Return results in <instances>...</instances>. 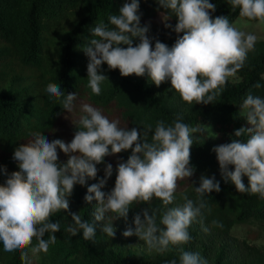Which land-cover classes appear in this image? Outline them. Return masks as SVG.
<instances>
[{"label": "clouds", "instance_id": "clouds-1", "mask_svg": "<svg viewBox=\"0 0 264 264\" xmlns=\"http://www.w3.org/2000/svg\"><path fill=\"white\" fill-rule=\"evenodd\" d=\"M156 2L177 20L173 28L167 23L171 18L163 17L165 28L177 34L174 45L169 47L157 40L153 49L147 35L149 27L141 26L137 14L140 0H130L119 15L109 17L113 27L100 23L91 29L93 38L82 48L88 57L87 86L93 94H101L100 85L108 78L100 70L106 63L110 70L119 69L122 77L147 74L157 87L170 81L172 89L188 105L213 103L229 79L238 80L237 73L245 66L248 53L255 50L257 35L241 31L228 17L213 19L211 13L216 11V5L209 0ZM228 3L232 9L239 8L240 18L264 25V0H228ZM137 39L139 43L134 46ZM253 87L258 89L261 85L257 82ZM45 91L72 117L76 93L65 95L55 83H49ZM240 107L252 127H241L234 136L239 138L248 133L250 138L247 142L233 139L213 151L225 182L231 181L239 193L264 199V99L249 93ZM81 111L84 114L75 122L72 120L76 131L70 143L61 139L49 142L41 132L31 133L32 139L14 150L12 158L20 170L11 173L6 184L0 185V242L5 252H19L23 264H31L29 252L33 256L47 254L49 246L56 243L54 233L60 231V224L51 222L50 217L69 209L68 197L74 186L85 185L87 178L95 179L97 165L104 163L105 157L131 150L128 160L118 163L115 186L107 197L101 188L113 174L111 164L105 166V177L88 187L85 202L91 203L93 199L98 202L95 221H105L106 214L127 221L133 204L151 205L154 198L167 207L176 199L178 181L194 174L190 149L193 133L199 129L181 122L182 115L177 114L174 126L157 122L149 142L151 125L141 133L136 128L119 127L118 121H110L89 104H83ZM57 149L68 156L66 163H58ZM230 166L234 170H229ZM245 176L248 186L243 183ZM214 191H221L220 183L215 177L201 175L200 186L195 188L196 202L184 196L183 205L167 208L159 222L163 227L157 224L156 213L146 208L143 219L141 214L134 216L135 230L128 227L123 236L136 235L149 252L163 253L170 246L188 244L192 239L188 229L202 217L206 207L203 197ZM72 220L74 226H69L68 232L75 236L82 231L84 240L94 239L96 231L92 224L75 213ZM101 231L110 238L115 236L112 222L104 223ZM46 233L50 234L47 240ZM34 239L37 243L33 246ZM168 264L177 261L173 259ZM180 264H207V261L199 253L181 251Z\"/></svg>", "mask_w": 264, "mask_h": 264}, {"label": "trees", "instance_id": "trees-1", "mask_svg": "<svg viewBox=\"0 0 264 264\" xmlns=\"http://www.w3.org/2000/svg\"><path fill=\"white\" fill-rule=\"evenodd\" d=\"M126 2L130 0H0V185L6 184L11 173L20 170L18 162L12 158L14 150L29 142L31 133L41 132L49 142L59 136L65 143H70L76 131L72 120L75 122L84 114L81 111L83 104L97 108L110 121H118V126L127 130L136 128L142 133L151 125L149 142L157 122L173 125L177 114L182 115L181 122L199 129L193 133L190 149V166L194 168V174L178 181L176 199L167 207L154 198L151 205L133 204L127 221L116 218L115 214H106L105 221H95L98 202L93 199L86 203L84 197L89 186L98 184L105 177L107 164L112 165L113 174L101 191L107 197L114 189L118 164H113L111 155L105 157L104 163L97 165L95 179L87 178L85 185L74 186L68 197L69 209L50 217L51 222L60 224V231L54 233L57 241L49 246L47 254L41 252L33 256L29 252L31 264H168L173 259L180 264L181 251L199 253L207 264H264V245L232 233L235 226L251 220L264 225V199L239 193L231 181L225 182L213 151L214 147L231 143L233 139L247 142L250 138L248 133L237 138L234 132L241 127H252L247 124L240 107L247 95L251 93L264 99V40H257L255 50L248 53L245 66L237 73L238 80H229L213 103L188 105L172 89L170 81L157 87L147 74L122 77L119 69L110 70L106 63L101 66L100 74L108 80L102 82L101 94L97 96L87 86L88 57L82 48L93 38L91 29L95 25L103 23L113 27L109 17L119 15ZM209 2L216 5V11L211 13L213 19L225 16L233 23L239 18V8L232 9L228 0ZM137 14L141 26L158 14L171 18L169 24L173 28L177 23L174 15L160 8L156 0H140ZM147 35L153 49L157 40L172 47L177 39V34L165 27ZM138 43V39L134 40V46ZM257 82L261 85L258 89L253 87ZM49 83L61 86L65 95L77 94L72 117L45 91ZM118 155L120 162H126L131 150ZM58 157L60 164L68 159L61 150ZM229 170L234 168L230 166ZM201 175L215 177L221 191L203 197L206 207L202 217L188 229L192 237L188 244L170 246L163 253L149 252L136 235L123 236L128 227L135 230L133 218L141 214L143 219L146 208L150 207L156 213L157 224L163 227L159 222L167 208L183 205L184 196L196 202L195 188L200 186ZM243 183L248 186L246 176ZM73 213L95 227L93 240H84L82 231L75 236L67 231L69 226H74ZM111 222L115 229L113 238L101 231L104 223ZM49 235L46 233L44 239L47 240ZM36 243L34 239L33 246ZM0 264L23 262L19 252H5L0 242Z\"/></svg>", "mask_w": 264, "mask_h": 264}, {"label": "rangeland", "instance_id": "rangeland-1", "mask_svg": "<svg viewBox=\"0 0 264 264\" xmlns=\"http://www.w3.org/2000/svg\"><path fill=\"white\" fill-rule=\"evenodd\" d=\"M163 17L167 18L164 14H158L155 18L145 22L143 26L149 27V33L155 32L159 28L165 27V21L163 20ZM167 23H170V20H168ZM232 24L245 33L257 35L258 40H264V25H260L257 21H246L245 19L239 17ZM229 80L233 81L232 79ZM60 128L62 127H59L58 129L61 130ZM56 139L61 138L57 136L51 139V141ZM57 152L59 153L60 150L57 149ZM110 158L113 164H118L120 162V157L118 154L111 155ZM232 233L233 235L240 238L247 237L248 240L258 245H264V225L258 220H251L246 224L237 225L233 228Z\"/></svg>", "mask_w": 264, "mask_h": 264}]
</instances>
